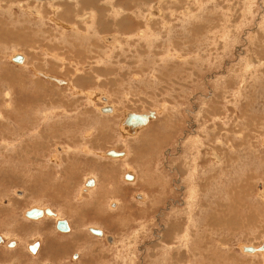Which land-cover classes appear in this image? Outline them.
<instances>
[{
    "label": "rangeland",
    "instance_id": "rangeland-1",
    "mask_svg": "<svg viewBox=\"0 0 264 264\" xmlns=\"http://www.w3.org/2000/svg\"><path fill=\"white\" fill-rule=\"evenodd\" d=\"M13 1H0V235L18 243L0 244V264H264L242 248L264 241V0H93L111 11L93 20L51 11L67 0ZM129 111L156 118L129 134ZM35 205L72 229L30 221ZM44 227L61 244L29 251Z\"/></svg>",
    "mask_w": 264,
    "mask_h": 264
},
{
    "label": "bare ground",
    "instance_id": "bare-ground-1",
    "mask_svg": "<svg viewBox=\"0 0 264 264\" xmlns=\"http://www.w3.org/2000/svg\"><path fill=\"white\" fill-rule=\"evenodd\" d=\"M1 1V0H0ZM3 1V0H2ZM15 1V0H14ZM14 1H13V3H14ZM17 1V0H16ZM81 1L82 2H85V1H88V2H85V3H89V4H91L92 2H93V0H67V3H68V5L70 6V7H66V9L64 8V10L62 11V13L65 11V13L66 12H70V10H71V12L72 11H77V8L80 6V7H82L83 6V4L81 3ZM10 2V1H9ZM11 3V2H10ZM9 3V4H10ZM12 3V4H13ZM55 3V2H54ZM61 3V2H60ZM81 3V4H80ZM61 5H62V3H61ZM51 7H53V8H59L60 9V5H50ZM105 7V6H104ZM35 8V7H34ZM123 8L124 7H119V10H120V12H122L123 11ZM251 8V7H250ZM33 9V8H32ZM62 9V8H61ZM102 12H103V14L105 13V14H107L108 15V13L109 12H111V11H107L106 9H102V8H99ZM35 10V9H34ZM36 10H37V8H36ZM125 10V9H124ZM97 11H98V8H94V10H92V12H91V20H93V19H96V17H97V15H96V17H95V14L94 13H97ZM70 12V13H71ZM36 13H38V15L40 16V17H43V18H45L44 17V14L43 13H45V12H42V10L41 9H39V10H37L36 11ZM69 14V13H68ZM102 14V15H103ZM47 16V15H46ZM50 17V16H49ZM60 17H63V15L62 14H60ZM54 18V17H53ZM52 18V19H53ZM107 18V17H106ZM46 19V18H45ZM109 19V18H108ZM39 21V20H38ZM55 21L57 22V23H59V20H57V19H55ZM107 21V20H106ZM37 22V21H36ZM109 22V21H108ZM111 22V21H110ZM115 22V21H114ZM39 23V22H38ZM112 23V22H111ZM116 23V22H115ZM64 24H65V22H64ZM95 23H92V25H91V27L94 25ZM98 24H100V23H97V25ZM107 24V23H106ZM121 24V23H120ZM46 25V24H45ZM110 25V24H109ZM118 25V24H117ZM198 25V24H197ZM95 26V25H94ZM104 26V25H103ZM196 26V25H195ZM194 26V27H195ZM3 27V26H2ZM46 27V26H45ZM68 27V26H67ZM202 27V26H201ZM1 30H2V35H1V38H2V41H5V40H10L11 39V37H10V33H11V28H5V27H3V28H1ZM25 36H28V38L31 36L29 33H26L25 34ZM24 37V36H23ZM21 38L18 34H16V36H15V40H14V43H20V44H26V43H29V41H27L26 40V38L24 39V38ZM111 37V36H110ZM1 40V39H0ZM16 41V42H15ZM228 41V40H227ZM225 47H227V46H225ZM16 54H20V53H16ZM72 54V53H71ZM21 55H23V54H21ZM100 55V54H99ZM24 56V55H23ZM72 56H73V54H72ZM101 58V57H100ZM105 58V57H104ZM24 60H25V56H24ZM245 61H246V59H245ZM24 62V61H23ZM35 63H36V61H35ZM248 64V63H247ZM48 66H50V65H48ZM39 67V66H38ZM54 67V66H53ZM262 67V66H261ZM40 68V67H39ZM50 68H52V67H50ZM246 68V67H245ZM54 70H57V68L56 69H54ZM53 70V71H54ZM59 70V69H58ZM58 70L56 71V72H58ZM51 71V70H50ZM53 71H51V72H53ZM98 72H100V71H98ZM45 73V72H44ZM42 73V72H40L39 74H41V75H47V77H55V76H53V75H51V74H49V73ZM62 73V72H61ZM50 75V76H49ZM55 78H57V77H55ZM58 79H61V78H58ZM82 79V78H81ZM62 80V79H61ZM65 81V83H66V80H64ZM58 83V82H57ZM12 90V89H11ZM13 99V98H12ZM106 102L108 101V99L107 100H105ZM112 106V111L114 110V106L113 105H111V104H107V106ZM130 112V111H129ZM150 112V111H149ZM149 112H143V113H149ZM154 113H155V116L154 117H150V120H149V122L146 124V125H142V126H138V127H134V128H131L130 126H128L127 124H124V119L122 120V127H123V131L124 132H127V133H129V134H135V133H137V131H138V129H140V128H143V127H145V126H147L149 123H150V121L152 120V119H155L156 118V111H154ZM127 114V113H126ZM127 127V128H126ZM199 141V140H198ZM198 143V142H197ZM115 151H117V152H119L118 150H115ZM124 152V154L122 155V156H118V157H122L123 158V156H125V154H126V151H123ZM140 152V151H139ZM108 154V153H107ZM109 155V154H108ZM109 156H111V155H109ZM217 162V161H216ZM212 164H213V159H212ZM217 164V163H216ZM130 173V172H129ZM130 174H132L133 175V177L135 176L133 173H130ZM90 178H93L94 179V184H93V186L96 184V179H95V177H90ZM89 178V179H90ZM126 178V177H125ZM88 179V180H89ZM128 180H132V179H129V178H127ZM137 180V179H136ZM93 186H87L88 188L86 189V190H84V191H88L91 187H93ZM261 186V185H260ZM261 188V187H260ZM207 189V188H206ZM93 190V189H92ZM263 193H264V191H263ZM262 195V194H261ZM234 199V198H233ZM116 203V202H115ZM37 208H40V207H37ZM47 208H50V207H47ZM40 209H42L43 211H45V209L46 208H40ZM51 209V208H50ZM52 210V209H51ZM53 211V210H52ZM27 212V211H26ZM26 212H25V215H26ZM45 214H47L46 212H44V214H43V216L45 215ZM47 215H49V216H53V217H58V213H56V212H54L53 211V214L52 215H50V214H47ZM27 216V215H26ZM42 216V217H43ZM28 217V216H27ZM210 218V217H209ZM208 218V219H209ZM31 219H34V218H31ZM35 219H38V218H35ZM210 220V219H209ZM69 224V223H68ZM91 228V227H90ZM94 228H98V227H94ZM102 231H103V234L101 235V237H103V236H105L106 234H105V232H104V230L102 229V228H100ZM70 231V230H69ZM96 235H98V234H96ZM2 236V235H1ZM98 236H100V235H98ZM2 238H3V241L0 243V244H5L6 242V240H9L10 242L13 240V241H15L16 242V240L15 239H10V238H6V237H4V236H2ZM6 239V240H5ZM10 242H9V245L8 246H10ZM17 243V242H16ZM15 246H16V244H15ZM15 246H13V247H15ZM245 246H253V245H242V248H243V250L244 251H246V252H249V253H256V252H262L263 254H264V250H259V246H253L254 248H255V251H247V250H245L244 248H245Z\"/></svg>",
    "mask_w": 264,
    "mask_h": 264
},
{
    "label": "water",
    "instance_id": "water-1",
    "mask_svg": "<svg viewBox=\"0 0 264 264\" xmlns=\"http://www.w3.org/2000/svg\"><path fill=\"white\" fill-rule=\"evenodd\" d=\"M13 60L15 62L22 63L24 61V56L21 55V54H16L13 57ZM47 78L50 79V80H54V81H56V82H58L60 84H64L65 83L64 80H61V79H58V78H55V77H47ZM101 110H102V112H112V106H110V105L109 106H104L103 108H101ZM154 116H155L154 111H150L149 113L128 112L126 114V117L124 118V124H127L131 128L142 126V125H146L149 122L150 117H154ZM107 153L109 155H111V156H122L124 154V152H122V151L117 152L115 150H109ZM132 177H133L132 174H126V178L131 179ZM93 184H94V179L90 178L87 181V186H91ZM44 212H46L47 214H50V215L53 214V211L50 208H46L45 211H43L40 208L32 207L29 210H27L26 215L29 218H34L35 219V218L42 217ZM56 226L61 231L67 232V231L70 230V226H69L68 221L66 219L58 220ZM90 230L94 234H98L100 236L103 234V231L100 228L91 227ZM2 241H3V238L0 235V243ZM10 245L14 246V241H12L10 243ZM38 247H39V241H35L33 244L30 245L29 249L31 250V252L36 253ZM245 250H247V251H255V248L253 246H250V247H245ZM259 250H264V241L259 246Z\"/></svg>",
    "mask_w": 264,
    "mask_h": 264
},
{
    "label": "crops",
    "instance_id": "crops-1",
    "mask_svg": "<svg viewBox=\"0 0 264 264\" xmlns=\"http://www.w3.org/2000/svg\"><path fill=\"white\" fill-rule=\"evenodd\" d=\"M99 1L100 0H96V2H95V4H97V3H99ZM60 2L61 1H59V2H56L58 5H60L61 7H60V10H58V14H62V11L64 10V8L66 9V7H70L69 5H68V3H67V1H63V2H61L62 3V5L60 4ZM85 2H88V1H85ZM85 2H82L81 1V3L83 4V6L82 7H78L77 8V13H79V14H82V12L83 13H86V12H89L90 11V9H92V7H93V3H91V4H89V3H85ZM80 3V4H81ZM49 5V4H48ZM43 7V6H42ZM41 7V8H42ZM40 8V9H41ZM51 8V11L53 12V8L52 7H50ZM62 8V9H61ZM37 10H39L38 8H37ZM36 8H35V10H33V12H35L36 13ZM42 10V9H41ZM99 11H101L99 8H98V11H97V13L99 12ZM43 12V11H42ZM65 12V11H64ZM63 12V13H64ZM91 12L92 11H90V13L89 14H91ZM44 14V13H43ZM95 15H96V13H94ZM38 15V13H36V14H34V16H37ZM47 15V14H46ZM45 16V15H44ZM80 18V17H79ZM78 18V19H79ZM45 19V18H44ZM44 19H40V18H37L36 20H37V23L39 24V26H40V28L39 29H37V31H40L41 30V27H42V29L44 30V29H46V27L43 25V24H41V21L42 20H44ZM80 19H85L84 18V16L82 17V18H80ZM39 20V21H38ZM89 21H91V20H89ZM89 21H87V24H90V23H88ZM32 28V27H31ZM27 29H28V27H27ZM33 37V36H32ZM25 60H26V57H25ZM24 60V61H25ZM24 63V62H23ZM96 179V178H95ZM49 193H50V195H49ZM42 195H43V197H50L49 199H52L53 197H54V199H57L58 198V194L56 193V194H53V193H51V192H47V190H46V192H44V191H42ZM65 212V214H68L69 216H67V217H72V215H71V213L69 212V211H64ZM210 216V215H209ZM214 219H216V218H214ZM68 221H69V223H70V227H71V229H72V226H73V224H72V222L68 219ZM42 226V225H41ZM40 226V227H41ZM55 228V227H54ZM54 231H53V234H54V232H55V229H53ZM58 233V232H57ZM37 236L38 235H40L41 236V239L43 240H41L42 241V247H41V249L42 250H44L45 248H47L49 251H50V249L48 248V247H54L55 249H56V247H57V245H60L61 243H59V238H56V237H53L52 235H50V233H49V230H46V227H44V228H40V229H38L37 230ZM36 234H35V236H36ZM55 234H56V232H55ZM36 236V237H37ZM56 236V235H55ZM7 238H10V237H7ZM56 245V246H55ZM52 252L49 254V255H52L53 253L54 254H57V251H54V250H51ZM250 254H253V253H249L248 252V255H250ZM261 254H263V253H261ZM264 255V254H263ZM15 256V255H14ZM51 257H54L53 255L51 256ZM264 257V256H263ZM13 261V263L14 264H25L24 263V261L22 260V259H20V257L18 258V259H13L12 260ZM12 261H10V262H12ZM10 262H8V264L10 263Z\"/></svg>",
    "mask_w": 264,
    "mask_h": 264
},
{
    "label": "flooded vegetation",
    "instance_id": "flooded-vegetation-1",
    "mask_svg": "<svg viewBox=\"0 0 264 264\" xmlns=\"http://www.w3.org/2000/svg\"><path fill=\"white\" fill-rule=\"evenodd\" d=\"M20 54H22V53H20ZM16 55V54H15ZM88 187L86 186V187H84L83 188V190H86ZM32 207H40V208H47V207H49V206H37V205H35V206H32ZM32 207H30V208H32ZM30 208H28V209H26L25 211H24V216L26 217V218H28L30 221H32V222H39V221H42L41 219L42 218H45V217H51V218H54V219H56L55 221V227L57 228V226H56V224H57V221L58 220H60V219H65V218H63V217H61L60 216V214H59V212L58 211H56V210H54L53 208H51L54 212H56V213H58V217H53V216H49V215H47V214H45L43 217H40V218H38V219H31V218H29V217H27L26 215H25V212L27 211V210H29ZM67 221H68V219H66ZM68 223H69V221H68ZM69 226H70V223H69ZM58 229V228H57ZM70 230H71V227H70ZM6 237V236H5ZM7 238V237H6ZM6 240V239H5ZM16 240V239H15ZM35 241H39V247L38 248H40L41 247V245H42V241H41V239L40 238H36L33 242H31V243H29L28 244V248L30 247V245L31 244H33ZM6 243H5V245H9V240H6L5 241ZM16 242L18 243V241L16 240ZM16 243V244H17ZM4 245V244H3ZM29 251H30V249H28ZM39 249H37V251H38Z\"/></svg>",
    "mask_w": 264,
    "mask_h": 264
}]
</instances>
